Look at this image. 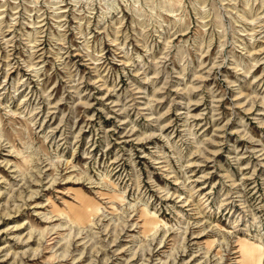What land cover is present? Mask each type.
I'll return each mask as SVG.
<instances>
[{
  "label": "rangeland",
  "instance_id": "374dc122",
  "mask_svg": "<svg viewBox=\"0 0 264 264\" xmlns=\"http://www.w3.org/2000/svg\"><path fill=\"white\" fill-rule=\"evenodd\" d=\"M0 264H264V0H0Z\"/></svg>",
  "mask_w": 264,
  "mask_h": 264
}]
</instances>
